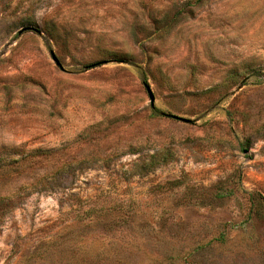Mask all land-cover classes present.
Wrapping results in <instances>:
<instances>
[{
  "label": "rangeland",
  "instance_id": "obj_1",
  "mask_svg": "<svg viewBox=\"0 0 264 264\" xmlns=\"http://www.w3.org/2000/svg\"><path fill=\"white\" fill-rule=\"evenodd\" d=\"M0 264H264V0H0Z\"/></svg>",
  "mask_w": 264,
  "mask_h": 264
},
{
  "label": "water",
  "instance_id": "obj_2",
  "mask_svg": "<svg viewBox=\"0 0 264 264\" xmlns=\"http://www.w3.org/2000/svg\"><path fill=\"white\" fill-rule=\"evenodd\" d=\"M23 31H36V32H39L37 29H35L33 27L24 28V29H22L20 31V33H22ZM51 55H52V58H53L54 62L57 65H60V63H59L57 57L55 56V54L53 52H51ZM146 90H147L149 98H150V103H151L152 106H154L155 97L153 95V92L151 91V89L148 86L146 87ZM168 117H170L172 119H175V120H178V121L183 122V123H191L192 122V120H190V119H186V118H183V117H180V116H176V115H168Z\"/></svg>",
  "mask_w": 264,
  "mask_h": 264
},
{
  "label": "trees",
  "instance_id": "obj_3",
  "mask_svg": "<svg viewBox=\"0 0 264 264\" xmlns=\"http://www.w3.org/2000/svg\"><path fill=\"white\" fill-rule=\"evenodd\" d=\"M201 1V0H200Z\"/></svg>",
  "mask_w": 264,
  "mask_h": 264
}]
</instances>
